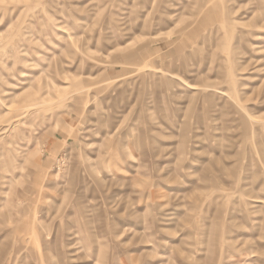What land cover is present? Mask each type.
<instances>
[{"label": "rangeland", "instance_id": "1", "mask_svg": "<svg viewBox=\"0 0 264 264\" xmlns=\"http://www.w3.org/2000/svg\"><path fill=\"white\" fill-rule=\"evenodd\" d=\"M0 264H264V0H0Z\"/></svg>", "mask_w": 264, "mask_h": 264}]
</instances>
